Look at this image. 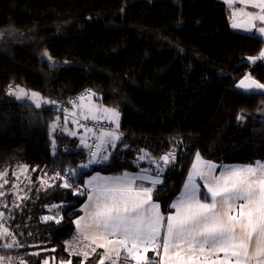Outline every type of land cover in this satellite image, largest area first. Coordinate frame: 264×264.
<instances>
[{"label":"trees","instance_id":"trees-1","mask_svg":"<svg viewBox=\"0 0 264 264\" xmlns=\"http://www.w3.org/2000/svg\"><path fill=\"white\" fill-rule=\"evenodd\" d=\"M263 46L261 36L232 28L231 8L221 0H0V173L8 181L0 188L1 210L13 212L26 264H98L101 250L85 261L69 249L85 180L95 172H137L151 168L150 159L163 165L160 158L174 152L152 195L168 215L197 152L220 164L264 162V94L236 88L246 75L264 83V62L248 61ZM17 86L55 103L18 101L9 94ZM86 91L122 116L109 163L89 165L72 188L62 180L21 186L82 166L87 147L59 123L81 102L58 108ZM52 205L59 207L50 211ZM49 215L63 219L45 222ZM13 254L0 247V256Z\"/></svg>","mask_w":264,"mask_h":264},{"label":"snow or ice","instance_id":"snow-or-ice-1","mask_svg":"<svg viewBox=\"0 0 264 264\" xmlns=\"http://www.w3.org/2000/svg\"><path fill=\"white\" fill-rule=\"evenodd\" d=\"M227 2L231 5L234 0ZM242 2L245 5L251 4L259 11H234L232 27L247 31L256 29L264 36V0ZM237 15L246 19L237 21ZM257 21L262 26L257 28ZM44 55L48 56V53L45 52ZM259 58H264V52H261L260 57L249 59L255 62ZM48 59L51 60V56H48ZM237 87L245 90H264V83L246 75ZM10 94L18 99H29L36 108H40L42 103H55L42 100L38 93H28L20 87L14 91L10 87ZM94 95L95 93L89 92V104L81 105L87 113H82V119L98 120L101 117L97 113H103L104 118L115 124L118 129L120 113L115 109L100 108L91 104ZM83 99L85 97H81V100ZM73 103L75 105V102ZM72 115L75 117L76 113ZM238 119L242 120L243 117ZM73 122L79 123L78 120ZM52 127L55 129L57 125L53 124ZM85 131L91 133L92 129L85 128ZM69 134L77 135L74 131ZM120 138L116 130L101 132L97 137L100 143L94 145H88L82 138L81 143L85 147L96 149L90 152L88 162L82 167L87 168L93 163L107 161L108 154L100 155L103 146L108 144L115 147V142ZM160 159L167 165L175 159V154L170 152ZM218 167L223 170L217 174ZM27 170V166L20 169L21 172ZM162 172L163 168L158 163L155 176H133L124 173L120 177H92L87 182L90 192L87 195L89 203L84 206L85 215L74 222L78 232L77 239L89 241L86 247L90 251L70 242V255L83 257L86 261L90 253L96 254L97 248H102L104 252L99 254L98 264H105V261L120 264L121 260L125 264L129 260L135 264H264V163L256 161L250 165L220 166L203 159L197 152L196 163L192 166L182 194L170 205L175 211L167 216L160 211V204L152 199L157 185L164 183L161 179ZM6 176V172L0 173V188L8 183L7 179L3 178ZM197 178L203 181V187L206 189L203 193L201 185L196 182ZM52 179L62 180L63 188L73 187L60 173H56ZM137 180H147L150 186L137 184ZM43 185L52 186L48 180H43ZM73 192L84 195L78 188L73 189ZM0 195L4 193L0 192ZM56 207L59 205H52L49 210ZM4 219V213L0 212V222ZM62 219L63 217L57 215L43 217L45 222L53 221L56 224ZM0 239L11 241L0 244V247L5 249L21 246L15 235L2 224ZM149 251L154 254L152 259L147 256ZM0 264L26 262L15 257L0 256ZM43 264H49V260L44 259ZM59 264H71V260L60 261Z\"/></svg>","mask_w":264,"mask_h":264},{"label":"crops","instance_id":"crops-1","mask_svg":"<svg viewBox=\"0 0 264 264\" xmlns=\"http://www.w3.org/2000/svg\"><path fill=\"white\" fill-rule=\"evenodd\" d=\"M223 2H225V1H223ZM226 3V2H225ZM230 8H232V6L234 5L236 8H240L241 6H243L241 3H235V4H232V6L231 5H229L228 3H226ZM233 6V7H234ZM91 104H94V105H97V106H99L100 108H102V106H101V104H100V102L99 101H97V99H96V96H95V99H94V101H92V102H90ZM87 104H89V102H81V103H79L77 106H76V109H75V111L73 112V113H76V118L75 117H73V115L71 116V114L69 115V119L67 120V123H65V120L64 121H62V120H60L59 121V123L60 124H64L65 125V127L64 128H67L70 132H72V131H74V132H76L77 133V135H75V136H73V135H71V136H73V137H76V138H79V136L80 137H82V135L84 136L83 138L86 140V142L88 141V139H89V137L91 136V133H89V132H86L85 131V128L86 127H82L79 123H75V122H73L74 120H80V118H81V120H83L82 119V113L83 114H87L86 113V111H85V109L84 108H82L81 107V105H87ZM99 115V114H98ZM102 119H104V120H106L107 122H108V120L107 119H105L104 118V116H101V115H99ZM90 120V119H89ZM90 121H92V120H90ZM92 122H95V121H92ZM59 124V125H60ZM67 126V127H66ZM120 126H121V124H120ZM118 133L120 134V136H121V132H120V129H118ZM120 140H118V141H116L115 142V147H116V145L118 144V142H119ZM110 148V145H108V144H105L104 146H103V152H102V154H100L101 156L102 155H104V153L108 150ZM114 150V149H113ZM111 157H112V155H111ZM202 157V156H201ZM110 159L111 158H109L108 159V162H106V163H96V165H99V164H108L109 163V161H110ZM204 159V158H203ZM206 160V159H205ZM209 161V160H208ZM211 162H213V161H211ZM261 163H264L263 161H260ZM196 163V156H195V159H194V161H193V164H195ZM213 163H215V164H217V165H220V166H242V165H244V164H220V163H216V162H213ZM157 164H158V162H157ZM193 164H192V166H193ZM161 165V167L163 168V166H164V164L162 165V163L160 164ZM192 166H191V168H190V170H189V173H188V175H187V178H186V180H185V183H184V185L187 183V179H188V176H189V174L191 173V171H192ZM156 168H146V169H141V170H139V171H137V172H130V171H126V172H124V173H128V174H130V175H133V176H136V175H142V176H155L156 175ZM223 170V168L222 167H218L217 169H216V172H217V174L220 172V171H222ZM124 173H122V174H103V173H99V172H95V173H93L92 175H90V176H88L87 178H86V180H85V190L87 191V195H88V192H90V189H88L87 188V182L92 178V177H95V176H99V177H104V178H111V177H120V176H122ZM161 179L164 181V178H163V176H162V173H161ZM198 184H200L201 185V192L203 193V192H205L206 191V189L203 187V181L202 180H200L199 178H197V181H196ZM137 184H140V183H143L144 184V186L145 187H147V185H150V182L149 181H147V180H145V181H139V180H137V182H136ZM184 185H183V188H182V190H181V192H180V194L175 198V200L173 201V202H175L176 200H177V198L182 194V192H183V189H184ZM159 185H157V187H158ZM86 195V196H87ZM153 199V198H152ZM201 199H203V196H201ZM154 201V200H153ZM155 202V201H154ZM172 202V203H173ZM208 202H210V201H208ZM89 202H88V199H87V197H86V200H85V202H84V204L81 206V208H80V211H81V215L78 217V218H80L81 216H84L85 215V213H84V206L86 205V204H88ZM158 203V202H157ZM160 211L163 213V211H162V207H161V205H160ZM175 210L174 209H172V212L171 213H173ZM164 214V213H163ZM165 215V214H164ZM165 216H167V215H165ZM77 218V219H78ZM74 225H75V223H74ZM75 229H76V231H77V228H76V225H75ZM77 237H78V232H77V235L74 237V239H73V244H74V246H78L79 248H81V249H83V250H85V251H90L87 247H86V245H88L90 242L89 241H86V240H83V239H77ZM254 242H255V238H254ZM101 250L102 252H104V249H102V248H97V250ZM151 254H152V256H154V254L151 252V251H149L148 253H147V256L150 258L151 257ZM93 254H91L90 253V255H89V257L90 256H92ZM221 256H223V253H221L220 254ZM156 259H158V257L156 258ZM49 260V264H59V263H56V262H54V261H51L50 259H48ZM120 263H125L123 260H121V262ZM128 263H131V264H135V262L134 261H131V260H129L128 262H127V264ZM105 264H110V262L109 261H105Z\"/></svg>","mask_w":264,"mask_h":264},{"label":"built area","instance_id":"built-area-1","mask_svg":"<svg viewBox=\"0 0 264 264\" xmlns=\"http://www.w3.org/2000/svg\"><path fill=\"white\" fill-rule=\"evenodd\" d=\"M89 92L90 91L82 92V93L78 94L76 97L69 100L67 103L59 104L58 110L59 111H65L68 108H73L79 102H89L87 99V94ZM81 97H85V99L81 100ZM93 97H92L91 101L94 100ZM73 102H75V105ZM86 124L88 125L89 128L92 129V137L89 140L88 145H94V144L100 143V141L97 139V137L101 134V132H107V131L114 130L113 126L109 123H99V122L95 123V122H89L88 121V122H86ZM95 150L96 149L94 147L91 149L89 147H87V157L84 160L82 165H84L88 162V160L90 158V152L95 151ZM86 170H87V168H83L82 166L79 167L78 169H76L75 171H71V172H64L63 173L61 170H57L55 173L50 174V175H46L43 178H40L37 180L27 178V179L23 180L22 182H20V185L23 187H29V186H32L35 184L42 183L43 180H48V182L52 186H54L59 181H61V180L52 179L53 177H55L56 173H60V175L65 177L66 179H68L69 182H73V181L78 180L81 176H83L85 174ZM0 192H1V190H0ZM2 206H3V199L1 198V195H0V212H2V210H1ZM12 216H13V212L9 211V214L4 215L5 219L2 222H0V224H2L3 227H7L11 233H13L12 229H11ZM16 239H17V241H19L17 237H16ZM8 241L11 242L10 240H8ZM12 249L14 251V254L12 255V257H15L17 259H22V257L18 254L20 249H21V246L20 247H14ZM150 259H152V258H150Z\"/></svg>","mask_w":264,"mask_h":264},{"label":"rangeland","instance_id":"rangeland-1","mask_svg":"<svg viewBox=\"0 0 264 264\" xmlns=\"http://www.w3.org/2000/svg\"><path fill=\"white\" fill-rule=\"evenodd\" d=\"M221 1H225L226 3H228L227 2V0H221ZM235 3H241L243 6H241L240 8H236L234 5V7L232 6V4H231V6H232V8H231V26H232V23H233V19H232V13L235 11V12H237V13H239L241 10H243V11H251V12H257V11H259L258 9H255V8H253L252 6H251V4H248V5H245L243 2H242V0H234V3L233 4H235ZM229 4V3H228ZM236 19H237V21H242V20H244V19H246V17H243V16H241V15H237V17H236ZM256 24H257V28L258 27H260V26H262L261 24H260V22L259 21H257L256 22ZM233 28V27H232ZM234 30H236V31H239V32H243V33H247V34H251V35H258V36H261L263 39H264V36H262L261 34H259L257 31H256V29H253L252 31H247V30H245V29H238V28H233ZM261 52H264V46H263V49H262V51ZM261 54V53H260ZM260 54L257 56V57H260ZM254 58H256V57H254ZM248 61L250 62V63H255V62H258V61H263L264 62V58H259V59H256L255 60V62H253L252 60H250V59H248ZM17 87H20V88H23L26 92H28V93H31V92H33V91H29V90H27L26 88H24V87H22V86H17ZM17 87H14V88H12V90L14 91ZM9 94H10V92H9ZM40 95V94H39ZM10 96L11 97H13V98H15V99H17L18 101H25V100H27V101H30L29 99H27V98H24V99H18L15 95H12V94H10ZM41 97V96H40ZM42 98V97H41ZM94 98V97H93ZM95 99V98H94ZM42 100H44L43 98H42ZM94 101V100H93ZM98 101V100H97ZM30 102H32V101H30ZM92 102V101H91ZM33 103V102H32ZM43 104V103H42ZM102 106V105H101ZM102 108H108V107H105V106H102ZM109 109H111V108H109ZM97 114H99V115H101V116H104V114L103 113H97ZM121 119H122V116H121V114H120V117H119V128L118 129H120V124H121ZM90 120H92V119H90ZM80 121H84V122H87V121H89V119L88 120H81V118H80ZM92 121H95V122H99V123H109V122H107L106 120H104V119H102V118H100V119H98V120H92ZM109 124H111L113 127H114V130H116V131H118V129H116V126H115V124H112V123H109ZM58 129H59V127H58V125H57V127L55 128V129H53L52 128V133H56L57 131H58ZM84 136L82 135V137H80L79 136V139H80V141H81V139L83 138ZM84 139V138H83ZM81 145H83L82 143H81ZM84 146V145H83ZM115 147H112V146H110V148L104 153V154H108V157L109 158H111V155H112V152H113V149H114ZM102 152H103V150H102ZM102 152L100 153V154H102ZM108 158V159H109ZM106 162H108V160L107 161H104V162H102V163H106ZM157 160H154V159H150V166H152L151 168H156L157 169ZM159 164H161L160 162H158ZM93 164H96V163H93ZM91 167V166H90ZM62 171V170H61ZM26 175V174H25ZM24 175V176H25ZM22 176V175H21Z\"/></svg>","mask_w":264,"mask_h":264},{"label":"water","instance_id":"water-1","mask_svg":"<svg viewBox=\"0 0 264 264\" xmlns=\"http://www.w3.org/2000/svg\"><path fill=\"white\" fill-rule=\"evenodd\" d=\"M257 81V80H256ZM239 84V83H238ZM237 84V85H238ZM237 90L243 92V93H247V94H253V93H257V94H261L264 93V90H245V89H240L236 86Z\"/></svg>","mask_w":264,"mask_h":264}]
</instances>
